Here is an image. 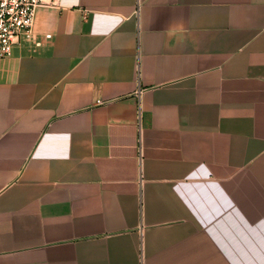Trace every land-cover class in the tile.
Masks as SVG:
<instances>
[{
  "label": "crops",
  "instance_id": "1",
  "mask_svg": "<svg viewBox=\"0 0 264 264\" xmlns=\"http://www.w3.org/2000/svg\"><path fill=\"white\" fill-rule=\"evenodd\" d=\"M0 264H264V0H58L0 56Z\"/></svg>",
  "mask_w": 264,
  "mask_h": 264
},
{
  "label": "built area",
  "instance_id": "2",
  "mask_svg": "<svg viewBox=\"0 0 264 264\" xmlns=\"http://www.w3.org/2000/svg\"><path fill=\"white\" fill-rule=\"evenodd\" d=\"M58 0H0V56L8 55L19 37L31 30L39 5H56Z\"/></svg>",
  "mask_w": 264,
  "mask_h": 264
}]
</instances>
